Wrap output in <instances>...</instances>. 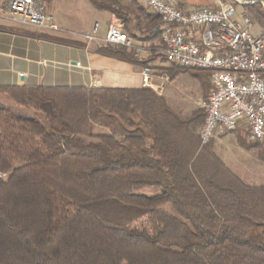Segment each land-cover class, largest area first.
I'll return each instance as SVG.
<instances>
[{"label": "trees", "instance_id": "16d2710c", "mask_svg": "<svg viewBox=\"0 0 264 264\" xmlns=\"http://www.w3.org/2000/svg\"><path fill=\"white\" fill-rule=\"evenodd\" d=\"M241 1L235 5L264 26V0ZM90 2L134 39L161 42L160 18L135 0L132 9ZM94 50L149 68L135 47ZM165 70L169 79L187 71ZM196 77L206 99L208 74ZM0 98L35 112L0 103V264H264V185L242 181L201 142L204 108L181 117L145 86L7 85ZM101 117L124 134L84 141ZM238 142L264 160L263 145ZM13 152L22 156L15 164Z\"/></svg>", "mask_w": 264, "mask_h": 264}, {"label": "built area", "instance_id": "2783aa9c", "mask_svg": "<svg viewBox=\"0 0 264 264\" xmlns=\"http://www.w3.org/2000/svg\"><path fill=\"white\" fill-rule=\"evenodd\" d=\"M160 18L161 52L165 61L205 71L211 90L203 103L202 143L217 133L245 127L251 140L264 142V26L256 25L241 0L217 6L180 7L179 0H140ZM6 10L22 24L47 32L60 27L41 0H8ZM98 24L82 37L97 38ZM107 44L134 48L123 24L114 20L104 35ZM149 84L144 74L143 85Z\"/></svg>", "mask_w": 264, "mask_h": 264}, {"label": "crops", "instance_id": "0c3cea01", "mask_svg": "<svg viewBox=\"0 0 264 264\" xmlns=\"http://www.w3.org/2000/svg\"><path fill=\"white\" fill-rule=\"evenodd\" d=\"M7 1L0 0V27L4 28L0 30V86L69 85L121 88L145 86L162 95L171 107L165 94V76L155 73L151 67L145 68L100 55L94 50L100 43H96L92 48L89 43L83 41L78 26L83 24L82 29L91 32L93 25L97 23L105 35L108 25L115 20L114 15L96 8L90 0H42L45 9L54 16L60 27L58 32H47L20 23L16 16L6 10ZM119 1L131 9L134 7L132 0ZM185 1L187 5L193 4V0ZM135 4L141 5L140 0H135ZM179 5L184 9L193 7L181 6L180 1ZM81 11L87 12L85 15L87 17L77 23L79 19L76 17L81 16ZM35 32L53 34L81 42L84 46H69L38 39L31 36V33ZM75 35L81 38H76ZM104 35H97L92 41L103 43ZM130 38L132 39L131 36ZM136 54L138 56V52ZM144 74L149 76L148 85H143ZM15 105L13 103L10 106H18ZM235 131H240V127Z\"/></svg>", "mask_w": 264, "mask_h": 264}, {"label": "rangeland", "instance_id": "374dc122", "mask_svg": "<svg viewBox=\"0 0 264 264\" xmlns=\"http://www.w3.org/2000/svg\"><path fill=\"white\" fill-rule=\"evenodd\" d=\"M181 6L196 7V6H217L219 3H227L230 0H193L192 5H187L185 0H179ZM183 2V4H182ZM141 3V1H140ZM192 7V8H193ZM81 16H77V23H80L83 18L87 17V12L81 11ZM115 20H118L115 18ZM119 21V20H118ZM83 25V24H82ZM78 26L81 36L88 35L90 32L87 29H82L83 27ZM124 29V26H123ZM133 30V29H132ZM124 31H126L124 29ZM126 34L130 37V35ZM96 35L103 36L104 32L101 28H98ZM76 38H81L75 35ZM141 37V36H138ZM133 43L135 45L136 53L138 52L139 57L150 59L148 67H151L155 73L162 74L166 77V88L165 94L171 107L177 112L181 117L190 115L194 110L203 108V103L206 101L204 97V90L202 84L196 77L197 73L201 70L186 68L187 71L177 72L172 79H169L165 70L170 64L163 58L161 48V42L155 41L154 44L145 42L143 40H136L132 37ZM83 41L90 44V47L94 48L96 43H102L98 41L87 42L84 38ZM103 44H106L103 42ZM205 72V71H201ZM207 73V72H206ZM208 74V73H207ZM209 78V75H208ZM210 82V79H208ZM210 84V83H209ZM211 86V85H210ZM209 92V90L207 91ZM0 103L9 105L10 103L0 98ZM13 104V103H12ZM10 104V105H12ZM16 106V105H15ZM18 112L23 114L33 115L34 111L20 108L18 106L12 107ZM38 116V115H37ZM200 129L197 130L199 133ZM104 133H110L114 136H122V132L118 125L108 129L105 127V121L101 117L96 123L92 124L89 129V135L83 137L84 141L94 140V136ZM245 141L247 144H261L264 146V142H257L251 140L248 136L247 129L245 127H240V131L229 130L223 131L221 133L215 134V136L209 141L211 149L220 158L225 167H227L232 173L238 176L242 181L251 185H264V160L259 157V148L245 149L239 145V140ZM9 160L11 163L15 164L19 160H22V156L17 152L9 154ZM145 194L154 193L150 189H144Z\"/></svg>", "mask_w": 264, "mask_h": 264}]
</instances>
